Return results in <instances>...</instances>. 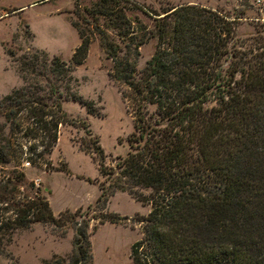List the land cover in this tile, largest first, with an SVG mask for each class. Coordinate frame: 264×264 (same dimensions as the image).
<instances>
[{"label":"trees","instance_id":"obj_1","mask_svg":"<svg viewBox=\"0 0 264 264\" xmlns=\"http://www.w3.org/2000/svg\"><path fill=\"white\" fill-rule=\"evenodd\" d=\"M100 2L101 8L89 14L107 17L106 25L123 41L121 48L97 23L90 25L111 60L108 78L132 116L128 149L110 166L102 165L99 146L84 150L98 158L99 194L85 210L64 209L56 217L41 196L14 200L13 184L24 182L22 172L6 177L0 204L11 202L13 216H3L0 208V255L18 227L70 222L71 253L39 264H91L88 236L96 225L87 231L88 220L117 223L105 205L120 191L147 207L135 217L140 236L131 245L132 264H264V52L244 49L234 33L237 17L215 9L181 3L147 10L154 20V31L147 33L136 16L125 15L140 10L135 4ZM72 26L79 43L70 61L78 65L90 37L78 24ZM149 37H155V49L139 69L137 48ZM44 56L48 74L65 78L67 66L56 56ZM23 65L34 71L36 54ZM44 80L47 96L28 84L0 98L10 125L25 112L30 125L24 135L39 138L32 146H41L33 152L38 157L50 152L58 125L69 121L51 99L54 85ZM71 97L90 111L88 103ZM0 160L9 162L10 155L0 152ZM97 209L103 213L87 217Z\"/></svg>","mask_w":264,"mask_h":264},{"label":"rangeland","instance_id":"obj_2","mask_svg":"<svg viewBox=\"0 0 264 264\" xmlns=\"http://www.w3.org/2000/svg\"><path fill=\"white\" fill-rule=\"evenodd\" d=\"M118 6L131 2L140 10L126 12L133 15L146 28L154 31L153 15L147 10H158L181 3H194L218 10L236 18L235 36L244 43V49L253 54L264 47V0H114ZM114 7V4L108 3ZM101 6L100 0H0V98L13 90L28 84L38 86L47 96L44 78L55 87L51 99L58 101L60 110L69 120L58 125L56 141L49 153L40 157L33 152L41 150L33 144L39 138L24 135L29 120L25 112H19L9 120L0 108V152L10 155L9 162L0 160V186L5 178L22 172L24 182L13 184L14 200L25 201L34 195L43 197L54 217L64 209L85 210L94 205L99 194L95 181L102 180L97 171V157L84 150L102 151V165L110 166L117 156L128 149L127 137L132 132V116L126 109L116 86L109 80L111 60L103 52L98 35L91 26L97 23L109 39L123 47L115 31L109 28L107 17L89 14ZM101 8V7H100ZM73 23L83 28L90 37L86 56L81 64L73 65L71 53L79 39ZM136 25V24H132ZM155 37H149L138 46L137 68H142L155 49ZM246 46V47H245ZM242 47V49H243ZM36 54L37 66L34 71L25 69L23 62ZM56 56L68 71L65 78L48 74L46 63ZM72 95L90 105L72 99ZM87 130V131H86ZM94 156V157H93ZM12 185H9V188ZM1 213L12 217L11 202L0 204ZM147 207L141 206L125 192L116 191L108 197L106 213H115L117 223L97 224L96 219L88 220L87 231L92 225L96 229L88 236L91 264H132L130 249L140 234L136 215L144 214ZM103 210L89 211L87 217L97 216ZM80 221L81 218H73ZM60 227L33 222L25 228L18 227L0 255V264H39L52 256L65 257L72 251L74 237L70 222H62Z\"/></svg>","mask_w":264,"mask_h":264},{"label":"built area","instance_id":"obj_3","mask_svg":"<svg viewBox=\"0 0 264 264\" xmlns=\"http://www.w3.org/2000/svg\"><path fill=\"white\" fill-rule=\"evenodd\" d=\"M255 1H258V0H255Z\"/></svg>","mask_w":264,"mask_h":264}]
</instances>
